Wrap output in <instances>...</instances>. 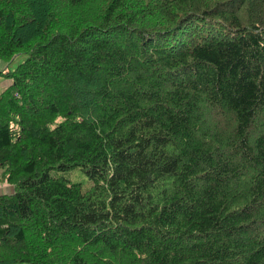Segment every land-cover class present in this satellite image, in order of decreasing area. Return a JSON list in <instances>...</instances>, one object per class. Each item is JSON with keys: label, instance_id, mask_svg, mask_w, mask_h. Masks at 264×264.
Wrapping results in <instances>:
<instances>
[{"label": "trees", "instance_id": "16d2710c", "mask_svg": "<svg viewBox=\"0 0 264 264\" xmlns=\"http://www.w3.org/2000/svg\"><path fill=\"white\" fill-rule=\"evenodd\" d=\"M20 53L0 264H264V0H0Z\"/></svg>", "mask_w": 264, "mask_h": 264}, {"label": "rangeland", "instance_id": "374dc122", "mask_svg": "<svg viewBox=\"0 0 264 264\" xmlns=\"http://www.w3.org/2000/svg\"><path fill=\"white\" fill-rule=\"evenodd\" d=\"M26 58V54L20 53L15 55L11 61L9 62H2V65L7 70H14L19 63H21ZM54 172V170H52ZM59 175L67 179L71 182H79L82 184L83 187H87L90 182L87 178V175L78 167L72 168L70 170L60 172ZM7 186L6 183L0 184V187ZM13 264H29V263H13Z\"/></svg>", "mask_w": 264, "mask_h": 264}, {"label": "crops", "instance_id": "0c3cea01", "mask_svg": "<svg viewBox=\"0 0 264 264\" xmlns=\"http://www.w3.org/2000/svg\"><path fill=\"white\" fill-rule=\"evenodd\" d=\"M2 62L4 61L0 60V72L8 71L3 67ZM10 83L11 80L9 78H6L5 76H3V74L0 73V92H2L8 85H10ZM5 189H8V185L0 187V191H5Z\"/></svg>", "mask_w": 264, "mask_h": 264}, {"label": "bare ground", "instance_id": "6f19581e", "mask_svg": "<svg viewBox=\"0 0 264 264\" xmlns=\"http://www.w3.org/2000/svg\"><path fill=\"white\" fill-rule=\"evenodd\" d=\"M3 2V1H2ZM4 6V5H3ZM6 12V11H5ZM180 58V57H179ZM247 94V93H246ZM234 98V97H233ZM252 101V100H251ZM230 102V101H229ZM251 103V102H250ZM247 118V117H246ZM164 141V140H163Z\"/></svg>", "mask_w": 264, "mask_h": 264}]
</instances>
